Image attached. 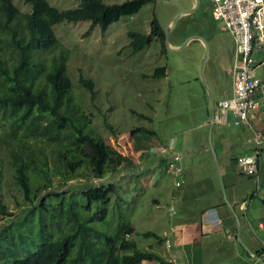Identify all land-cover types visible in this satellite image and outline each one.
Segmentation results:
<instances>
[{
    "label": "trees",
    "instance_id": "trees-1",
    "mask_svg": "<svg viewBox=\"0 0 264 264\" xmlns=\"http://www.w3.org/2000/svg\"><path fill=\"white\" fill-rule=\"evenodd\" d=\"M24 1L30 5L29 11H20L12 0H0V127L6 134L0 138L4 143L14 142L10 165L29 207L19 223L30 229L24 234L19 227H10V236L8 226L3 227L2 238L11 237L12 242L0 241V264H170L153 246L141 249L130 240L135 232L130 221L133 213L121 207L127 201L117 196L120 201L111 205V197L117 193L115 184L101 179L110 172L111 161L130 166L133 162L91 128L89 114L73 94L67 72L68 50L53 30V25L62 21L88 20L91 26L98 25L105 31L121 17L137 13L154 0L112 4L79 0L77 8L63 10L47 0ZM155 38L165 50L164 32L153 18L148 33H129L132 54ZM54 50L58 53L48 60L41 56ZM165 71V66L159 67L151 77L164 75ZM80 82L93 93L91 79L81 77ZM137 132L153 134L143 127L131 130L132 135ZM53 175H58L63 184L78 175L95 177L99 182L86 178L84 188L67 196L66 191L49 190L36 203V195L52 187ZM37 211L41 214L39 222L33 216ZM0 213L11 215L1 195ZM109 215L118 221L112 231L102 226ZM143 235L154 237L156 246L165 240L153 231ZM263 253L262 248L257 254Z\"/></svg>",
    "mask_w": 264,
    "mask_h": 264
},
{
    "label": "rangeland",
    "instance_id": "rangeland-1",
    "mask_svg": "<svg viewBox=\"0 0 264 264\" xmlns=\"http://www.w3.org/2000/svg\"><path fill=\"white\" fill-rule=\"evenodd\" d=\"M12 1L20 11L30 10V5L24 0ZM123 1L125 0H103L107 4ZM192 1L194 0H174L170 3L151 1L137 13L123 16L117 22L110 24L105 31H102L98 25L91 26L88 20L62 21L53 25L58 40L68 50L67 72L73 83L76 102L89 114L91 128L123 155L133 158L135 151L130 148L128 137L121 135L117 142L115 137L117 134H129L132 129L143 127L156 131L158 135L156 137L151 135V138H157L156 142L163 144L159 141L164 142L170 136L181 141L182 133L179 131L197 124L203 104L201 96L207 98L206 94L208 95L201 81L202 58L206 53L208 57L203 65L202 75L208 83L214 101L230 96L234 59L233 40L228 32L220 29L222 22L213 17L212 0H199V5L193 12L179 16L167 37L169 43H175L180 42L184 35L187 37L199 35L206 44L201 40L193 39L183 48L170 51L165 44L164 50L160 40L155 38L138 53L132 54L129 46L130 32L148 33L153 18H156L163 32L167 33L174 16L188 9ZM47 2L60 10L74 9L79 4V0H47ZM216 43L220 44V48L214 59L212 48ZM182 44L183 42L180 46ZM56 53L58 50L47 51L41 56L48 60ZM162 66L166 67L164 76L156 78L150 76L155 69ZM255 71L258 77L264 79V64L257 66ZM81 77L93 81V93L80 82ZM215 84H219L218 91L214 89ZM257 122L254 120L253 124ZM2 130L0 127V135H6ZM247 133L251 132L248 130ZM189 134L191 133H187L188 136ZM123 142L129 146H123ZM42 145L50 151L45 143ZM13 146V141L4 143L0 138V195L11 213L9 216L0 213V233L3 227L8 226L10 236V227H19L24 234L30 229L19 223L22 219L21 215L29 207L25 204L22 193L15 183L14 171L10 165V152ZM133 161V166L122 164L120 161H111L110 172L101 181L115 184L117 193L111 197V205L120 201L117 200V196L123 197L127 204L121 207L127 213H133L130 221L135 232L130 236V240L138 248L149 249L156 244L155 238L144 236L143 233L153 231L163 236V232H167L169 225L175 220V214L169 212V206L173 203L170 193L174 176L168 171L158 182H154L155 177L149 178V173L146 171L137 174L135 158ZM235 172L238 195L246 197L250 208L253 202L248 219L256 229L255 226L259 221L264 224V149L259 156L258 177L242 173L237 166ZM156 177L159 178L158 174ZM86 178L91 179L90 181L96 179L88 175H78V178L63 184L58 175H53L52 187L37 194L36 203L49 190L66 191L65 196L68 192H76L86 186L87 182L84 180ZM247 192L249 193L246 194ZM253 193L255 196L250 202L248 197ZM237 213L244 222L242 214ZM42 214L48 216V213ZM33 216L39 222L40 212L37 211ZM117 224V217L114 220L109 215L102 226L112 231L117 228ZM256 233L257 236L251 233L253 244L259 250L264 249V230H256ZM36 240L38 243V236ZM0 241L9 244L12 239L2 238L0 234ZM15 244H17V235H15ZM239 245L245 248V243L239 242ZM213 246L214 244L208 246L212 252ZM156 248L157 250L155 247L154 250L157 253L165 256L167 260L170 259V264H183L181 259L175 257L173 251H166L164 245H158ZM198 252L201 253V250ZM207 252L204 257L196 258V264L208 261H216L214 264H240L238 260L229 257H207ZM20 253L22 254L23 251ZM251 259L254 263L258 262L253 256ZM141 264L157 263L146 261Z\"/></svg>",
    "mask_w": 264,
    "mask_h": 264
},
{
    "label": "crops",
    "instance_id": "crops-1",
    "mask_svg": "<svg viewBox=\"0 0 264 264\" xmlns=\"http://www.w3.org/2000/svg\"><path fill=\"white\" fill-rule=\"evenodd\" d=\"M198 5L199 0H194L188 9L185 10L193 9L190 11L193 12ZM171 27L172 23L169 24V28ZM220 29L228 32L233 40L231 33L224 29L223 23H221ZM193 36L200 37L198 40L206 44L199 35H190L188 37L184 35L180 42H168V45L171 48H178L183 42L181 46L184 47L188 43H186V40ZM219 48L220 44H213L212 53H214V59ZM207 57L208 53L202 58L201 73ZM232 77L233 64L230 96L232 94ZM214 89L218 91L219 84H215ZM206 96L207 98L203 97V95L201 96L203 104L200 108L197 124L192 128H183V130L179 131V133H182L181 141L172 136L164 142L159 141V143L163 144L172 143L173 150L181 156L180 164L183 168V184L178 188L174 187V183L172 185L170 197L173 201L171 205L175 208V220L169 225L167 232H163L162 237L165 240L162 245L165 246L166 251H173L176 254L175 257L181 259L183 264H196V258L204 257L207 251V257H229L230 259L238 260L240 264H258L259 260L256 259L258 262L254 263L251 259L253 255L249 254V251L257 254L259 250L253 244L254 240L251 233L257 236L256 230H264V224L259 221L255 226L256 229H254V225L250 224L248 214L252 212L253 202L250 208L246 197L238 195L235 166L240 169L237 164V158L251 152L254 147V131L264 127V121L258 117L262 108H258L252 113L254 117L251 118V127L234 125V116L231 113L226 124L213 123L211 99L209 94H206ZM211 96L215 105L221 99L230 97L220 98L215 102L212 92ZM254 120L258 121L257 124H253ZM148 130L152 131V136L156 137L158 135L156 131ZM248 130L251 132L250 134L247 133ZM189 132L191 134L188 136L187 133ZM132 136L131 141L134 146L138 147V150H134L135 157H129L132 162H134L133 159L135 158L136 171H146L149 173V178L155 177L154 182H158L163 174L168 173V170L164 163L158 162L146 151L149 145L157 143V138H151L150 135L138 132ZM211 148L217 160L219 173L214 163ZM263 149L264 137L261 140V153ZM155 173L156 175L158 174V179ZM254 196L255 193L249 195L250 202ZM237 212L242 214L244 222L241 221ZM239 242L245 243V248L240 246ZM209 244H214L213 252L208 249ZM152 246L157 250L156 245ZM199 250H201V253L198 252ZM258 256L264 258V253ZM163 257L165 258V256ZM168 261L170 262V259ZM215 262L208 261L202 262V264H214ZM259 264L261 263L259 262Z\"/></svg>",
    "mask_w": 264,
    "mask_h": 264
},
{
    "label": "built area",
    "instance_id": "built-area-1",
    "mask_svg": "<svg viewBox=\"0 0 264 264\" xmlns=\"http://www.w3.org/2000/svg\"><path fill=\"white\" fill-rule=\"evenodd\" d=\"M212 1L214 18L223 23L224 29L231 33L234 41L232 94L215 105L213 120L215 123L226 124L231 113L234 125L251 127V118L254 117L252 113L258 108H262L258 117L264 121V79L258 77L255 71L257 66L264 64V0ZM121 135L129 138L130 148L134 151L132 133L117 134V142ZM263 137L264 127L255 130L253 149L237 158L238 166L247 175L258 177ZM129 144L122 143L125 147ZM146 151L158 162L164 163L172 173L175 188L183 184L181 156L173 150L172 143L151 144ZM94 182L97 184L99 180L95 179ZM169 212L174 214L173 205L169 206Z\"/></svg>",
    "mask_w": 264,
    "mask_h": 264
},
{
    "label": "water",
    "instance_id": "water-1",
    "mask_svg": "<svg viewBox=\"0 0 264 264\" xmlns=\"http://www.w3.org/2000/svg\"><path fill=\"white\" fill-rule=\"evenodd\" d=\"M158 1H161V2H164V3H170V2H173L174 0H158ZM192 10H193V9L185 10V11H181V12L177 13V14L174 16V18H173L172 27H173L175 21L177 20V18H178L179 16H181V15H183V14H185V13H189V12L192 11ZM188 11H189V12H188ZM170 29H171V28H169V29L167 30V33H164V44L166 45V48H167L168 50H170V51H177V50H179L180 48H183V46H180V47H178V48H171V47L168 45L167 37H168V34H169V32H170ZM199 38H200V37H197V36L189 37V38L186 40V43L189 42V41H191L192 39H199ZM201 81H202L204 87L206 88L207 93L209 94L210 99H211V116H212V122L214 123L213 115H214V111H215V104H214V102H213V99H212V96H211L210 89H209V87L207 86V84H206V82H205V80H204V78H203L202 73H201ZM211 150H212V148H211ZM212 154H213V157H214V163H215L216 168H217L218 173H219V169H218V165H217V160H216V158H215V155H214L213 150H212ZM249 254H252L253 257H254L255 259L259 260V262H260L261 264H264V259H263V258H261L260 256H258L257 254L252 253L251 251H249Z\"/></svg>",
    "mask_w": 264,
    "mask_h": 264
}]
</instances>
